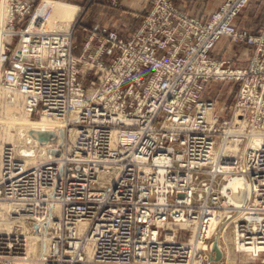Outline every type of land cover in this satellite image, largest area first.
<instances>
[{"label":"built area","instance_id":"obj_1","mask_svg":"<svg viewBox=\"0 0 264 264\" xmlns=\"http://www.w3.org/2000/svg\"><path fill=\"white\" fill-rule=\"evenodd\" d=\"M151 1L131 37L92 29L75 54L73 29L49 26L54 0H2L0 201L19 207L0 226V264H222L220 231L227 253L264 255V27L235 23L250 0L207 18ZM224 36L255 45L248 66L211 56ZM214 79L240 89L231 117L209 121L196 106ZM19 97L18 113L51 123L40 159L6 123Z\"/></svg>","mask_w":264,"mask_h":264},{"label":"crops","instance_id":"obj_2","mask_svg":"<svg viewBox=\"0 0 264 264\" xmlns=\"http://www.w3.org/2000/svg\"><path fill=\"white\" fill-rule=\"evenodd\" d=\"M33 2H39L41 0H32ZM55 15L51 22L53 26L57 21L66 20L71 21L80 7L98 8L99 16L95 17L93 23L101 28L107 26V28L116 30L120 36L124 38L131 37L143 24L144 15L147 14L153 6L151 0H54ZM225 0H175L177 6L185 10L187 13L207 18L213 12H215ZM2 14V0H0V17ZM60 19V20H59ZM62 20V21H63ZM84 20V19H83ZM96 20V21H95ZM236 24L239 28L248 30L250 33H259L264 27V0H250L249 4L241 11L236 18ZM94 29V27L92 28ZM76 32L73 34V40L75 43ZM83 35V34H82ZM88 35V34H87ZM76 44V43H75ZM218 45L222 47V52L225 47L224 53L217 50ZM222 45V46H221ZM249 47V58L245 62H240L241 67L247 66L252 58L254 46L247 44ZM80 47L82 45L76 44L75 53L81 52ZM230 48L227 44V39L222 37L214 50L211 52L213 58L227 60L229 56ZM113 58V50L107 48L105 51L106 61H110ZM213 81L207 84L206 90ZM205 90V91H206ZM226 264H264L263 257L252 259L248 256H239L234 261L226 262Z\"/></svg>","mask_w":264,"mask_h":264},{"label":"rangeland","instance_id":"obj_3","mask_svg":"<svg viewBox=\"0 0 264 264\" xmlns=\"http://www.w3.org/2000/svg\"><path fill=\"white\" fill-rule=\"evenodd\" d=\"M54 15H55V11H54ZM54 15L50 21L53 20ZM98 16H99L98 8H95V9L87 8V6L80 7V9L76 11L73 19L70 22L68 21L69 22L68 26H67L66 20H63V19H62L63 21L59 19L60 22L57 21L56 24H54L53 26L51 25V22H49L50 24L49 26L52 28H62L64 30L69 29V28L73 29L72 30L73 34L74 32L77 33L75 43L78 45H82L80 49L81 48L83 49V42L87 38L88 36L87 34H89V31H91L93 27L94 29H100L99 27H97L98 26L97 24L95 25L93 23L95 17H98ZM235 23H236V19H235ZM101 28H107V26H102ZM225 38L227 39V44L231 50L229 51L230 57L227 58V61L233 68L241 67L240 62H245L249 58L250 51H249V47L247 46V44H250V43H248L247 41H233L228 37H225ZM17 42H18V38H16V40L14 41L15 45L17 44ZM216 46L214 47V49L216 48ZM253 46H254V51H253L252 58L254 56V52L256 48L255 45ZM221 48L222 47L218 45L217 47L218 52L220 51ZM226 48L227 47H225L224 50ZM82 49H81V52H82ZM224 50L222 52L220 51L221 54L224 53ZM211 81L213 82L209 85L207 90L205 89L206 91H204V94L201 96L199 103L196 106L197 114L201 118L209 120V121L222 120L224 118L231 117L232 111L235 106L237 96L239 93L240 81L236 79H214ZM4 115L5 113L3 114V116ZM22 127L20 126V124H17L16 138L17 136H19L18 132H20V130L23 129ZM7 139L5 138V140ZM54 144H55V138H53L47 132L32 126V127H26L22 131V136H20V138H17L16 149L20 155L24 156L29 161H32V160L40 159L45 154V152H50L53 149ZM220 233L221 231L219 232V234ZM220 239L222 240V237H220ZM220 239H219V244H222L224 246L223 241L221 243ZM221 248L223 250V257H222L223 263L222 264H226V262H229V261L232 262L239 256H246V255L238 254L237 252H232L231 254L227 253V251L225 250V246ZM262 257H264V255Z\"/></svg>","mask_w":264,"mask_h":264},{"label":"bare ground","instance_id":"obj_4","mask_svg":"<svg viewBox=\"0 0 264 264\" xmlns=\"http://www.w3.org/2000/svg\"><path fill=\"white\" fill-rule=\"evenodd\" d=\"M54 11H55V6H54L53 12L51 14L50 20L52 19L53 15H54ZM66 22H67V26H68L69 22L68 21H66ZM20 103H21L20 97L14 103H9V102L5 103V106H6L7 111H8V117L6 118V120H7L6 123L8 125H11V126H13L15 124L17 125L20 123V126L21 127L23 126L22 127L23 129H21L20 132H18L19 136H17V138H20V136H22V131L26 127H32L33 126V127H36L40 130H43L42 128H45L46 125L51 126V123L46 119H42L41 121L36 122V121H32L26 114H24V111H21V113H18L17 109L21 106ZM15 110H16V113L14 112L12 114V112ZM22 121H24V122H22ZM48 134H49V132H48ZM9 136L11 137L12 135L9 134ZM17 138H16V140H17ZM259 139H260V136L257 135L254 140L257 142V141H259ZM232 143H233L232 140H230L229 144H228V148H227L228 151L230 150V147H232ZM237 181H239V180H236V181L233 180L231 182V184L233 185ZM17 206L14 203L0 201V226H2L3 224L6 225L7 227L10 226L12 214H14ZM20 207H22L24 209H29V207L27 205H20Z\"/></svg>","mask_w":264,"mask_h":264},{"label":"water","instance_id":"obj_5","mask_svg":"<svg viewBox=\"0 0 264 264\" xmlns=\"http://www.w3.org/2000/svg\"><path fill=\"white\" fill-rule=\"evenodd\" d=\"M233 197L238 200L245 201L248 196V186L245 180H239L232 185ZM223 257V250L219 244V233L215 236L212 246V253L210 259L213 261H218Z\"/></svg>","mask_w":264,"mask_h":264}]
</instances>
